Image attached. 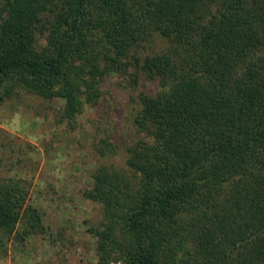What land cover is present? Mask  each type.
Wrapping results in <instances>:
<instances>
[{
  "label": "trees",
  "instance_id": "obj_1",
  "mask_svg": "<svg viewBox=\"0 0 264 264\" xmlns=\"http://www.w3.org/2000/svg\"><path fill=\"white\" fill-rule=\"evenodd\" d=\"M129 66L160 89L133 115L130 173L98 166L85 191L95 264H264V0H0V101L61 99L72 122ZM27 194L0 180L17 243L48 229Z\"/></svg>",
  "mask_w": 264,
  "mask_h": 264
},
{
  "label": "rangeland",
  "instance_id": "obj_2",
  "mask_svg": "<svg viewBox=\"0 0 264 264\" xmlns=\"http://www.w3.org/2000/svg\"><path fill=\"white\" fill-rule=\"evenodd\" d=\"M166 45L165 38L156 36L139 55ZM137 70L129 66L107 75L101 83V100L93 106L85 104L72 122L60 117L61 99L19 89L0 101V180L25 186L26 203L38 208L48 227L47 233L32 235L23 243L0 234V264L97 262L96 238L88 228L99 226L103 213L84 194L92 187L98 166L130 173L128 148L143 136L132 125L133 115L141 108V93L160 89L157 80ZM103 139L111 144L109 148L105 149Z\"/></svg>",
  "mask_w": 264,
  "mask_h": 264
}]
</instances>
